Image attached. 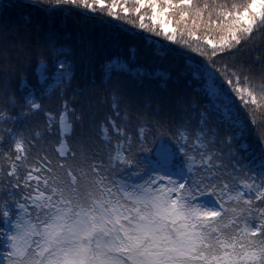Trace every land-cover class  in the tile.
Instances as JSON below:
<instances>
[{"label": "snow or ice", "instance_id": "obj_1", "mask_svg": "<svg viewBox=\"0 0 264 264\" xmlns=\"http://www.w3.org/2000/svg\"><path fill=\"white\" fill-rule=\"evenodd\" d=\"M29 3L0 24V264H264V0Z\"/></svg>", "mask_w": 264, "mask_h": 264}, {"label": "trees", "instance_id": "obj_2", "mask_svg": "<svg viewBox=\"0 0 264 264\" xmlns=\"http://www.w3.org/2000/svg\"><path fill=\"white\" fill-rule=\"evenodd\" d=\"M28 17V22L30 24H35L36 22H40L42 25L45 23V18L43 14L39 12V10L32 7L29 3V0H0V24L7 23L9 25L15 24L17 26L22 25L24 23V17ZM77 20L80 18L77 17ZM82 23L84 21H81ZM59 18H57L56 24H60ZM65 29L72 32L73 34L77 31V25L74 23L73 18L69 17L67 21L64 22ZM33 38L35 36L33 35ZM106 52H117L122 51V49L117 48H107ZM28 68L29 74H31V66L26 65ZM147 70L143 65L142 61L134 62L130 65L129 69L127 70V75L136 77L137 75L141 74L143 71ZM93 73H95L97 78V87L91 89L93 92H99L103 90V85L99 84V77L100 72L98 69L95 68L93 65H85L81 63L78 66L77 74L78 78L83 82L84 79L90 77ZM79 99V98H77ZM48 106L53 110L56 111V98L53 97L48 101ZM107 110V105H101L98 108V112L103 113Z\"/></svg>", "mask_w": 264, "mask_h": 264}]
</instances>
